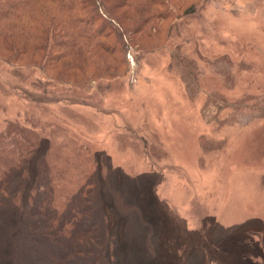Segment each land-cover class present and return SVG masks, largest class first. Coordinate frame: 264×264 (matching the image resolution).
I'll return each instance as SVG.
<instances>
[{
	"label": "rangeland",
	"instance_id": "obj_1",
	"mask_svg": "<svg viewBox=\"0 0 264 264\" xmlns=\"http://www.w3.org/2000/svg\"><path fill=\"white\" fill-rule=\"evenodd\" d=\"M97 1L119 72L0 44V264H264V0Z\"/></svg>",
	"mask_w": 264,
	"mask_h": 264
},
{
	"label": "trees",
	"instance_id": "obj_2",
	"mask_svg": "<svg viewBox=\"0 0 264 264\" xmlns=\"http://www.w3.org/2000/svg\"><path fill=\"white\" fill-rule=\"evenodd\" d=\"M117 6L119 4L103 9L97 0H0V22L3 19L16 20L14 24L8 23L7 29L0 27V44L12 50L6 56L10 61L49 66L50 79L57 80L76 70L85 73L88 77L98 76L94 67L87 70L89 63L98 61L97 51H94L91 44L92 40L97 38L94 47L103 49L104 52L108 51L107 57L110 58V62L111 59L113 61L112 69L119 72L124 59L121 53L122 50L124 52L126 31L122 30L125 26L117 20L118 15L115 13ZM132 6L137 9L141 7L139 13L146 11V15H152L149 7L143 3L137 4L135 1L132 2ZM149 6L153 10L154 4ZM17 42L23 44L18 45ZM14 49H16L15 53H13ZM32 50L34 52H31ZM92 52L95 54L91 55ZM20 56L27 60H19ZM54 67L58 68L57 72L52 70ZM0 159L6 165L9 164L7 160ZM86 167L87 165L83 167L84 170L82 168L83 172ZM80 205L81 208L86 209L82 201Z\"/></svg>",
	"mask_w": 264,
	"mask_h": 264
}]
</instances>
